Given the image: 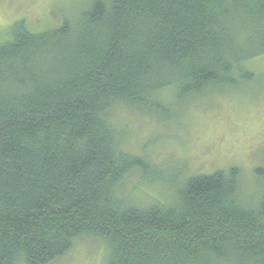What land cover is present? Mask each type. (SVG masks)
I'll return each mask as SVG.
<instances>
[{
	"label": "trees",
	"instance_id": "1",
	"mask_svg": "<svg viewBox=\"0 0 264 264\" xmlns=\"http://www.w3.org/2000/svg\"><path fill=\"white\" fill-rule=\"evenodd\" d=\"M59 26L15 23L0 44V264H52L77 241L103 264H264V198L240 199L236 167L184 178L173 200L119 195L142 158L119 110L160 116L251 82L264 0H86Z\"/></svg>",
	"mask_w": 264,
	"mask_h": 264
},
{
	"label": "rangeland",
	"instance_id": "2",
	"mask_svg": "<svg viewBox=\"0 0 264 264\" xmlns=\"http://www.w3.org/2000/svg\"><path fill=\"white\" fill-rule=\"evenodd\" d=\"M84 1L0 0V44L12 37L15 23L40 33L59 26L63 17L82 9ZM246 65L254 79L236 89L210 93L181 106L171 95L162 96L160 109L175 112L178 119L116 112L113 122L122 149L142 158L146 169L144 177L134 172L126 180L121 197L143 207L169 203L184 178L236 167L241 201L258 205L264 198V57ZM104 255L101 242L84 238L52 264H103Z\"/></svg>",
	"mask_w": 264,
	"mask_h": 264
}]
</instances>
